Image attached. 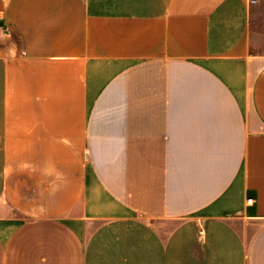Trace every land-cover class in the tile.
<instances>
[{
    "label": "crops",
    "instance_id": "obj_1",
    "mask_svg": "<svg viewBox=\"0 0 264 264\" xmlns=\"http://www.w3.org/2000/svg\"><path fill=\"white\" fill-rule=\"evenodd\" d=\"M0 264H264V0H0Z\"/></svg>",
    "mask_w": 264,
    "mask_h": 264
},
{
    "label": "built area",
    "instance_id": "obj_2",
    "mask_svg": "<svg viewBox=\"0 0 264 264\" xmlns=\"http://www.w3.org/2000/svg\"><path fill=\"white\" fill-rule=\"evenodd\" d=\"M257 2H258V0H250V3H251V4H255V3H257ZM249 202L252 203V202H253V199H249ZM203 233H204V230L201 229V234H203Z\"/></svg>",
    "mask_w": 264,
    "mask_h": 264
},
{
    "label": "clouds",
    "instance_id": "obj_3",
    "mask_svg": "<svg viewBox=\"0 0 264 264\" xmlns=\"http://www.w3.org/2000/svg\"><path fill=\"white\" fill-rule=\"evenodd\" d=\"M23 167H25V168H27L28 167V165L27 164H25V165H23ZM9 172V169L8 168H6L5 169V174L7 175V173Z\"/></svg>",
    "mask_w": 264,
    "mask_h": 264
}]
</instances>
